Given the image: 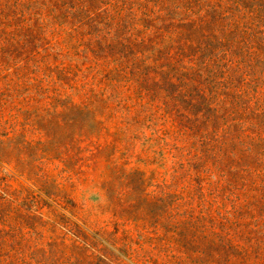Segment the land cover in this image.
Returning a JSON list of instances; mask_svg holds the SVG:
<instances>
[{
    "label": "rangeland",
    "instance_id": "rangeland-1",
    "mask_svg": "<svg viewBox=\"0 0 264 264\" xmlns=\"http://www.w3.org/2000/svg\"><path fill=\"white\" fill-rule=\"evenodd\" d=\"M0 264H264V0H0Z\"/></svg>",
    "mask_w": 264,
    "mask_h": 264
}]
</instances>
